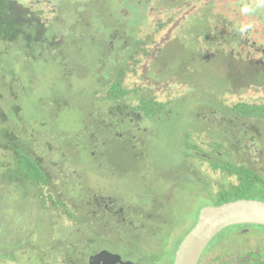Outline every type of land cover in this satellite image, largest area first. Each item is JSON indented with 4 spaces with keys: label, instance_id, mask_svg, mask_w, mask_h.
<instances>
[{
    "label": "rangeland",
    "instance_id": "374dc122",
    "mask_svg": "<svg viewBox=\"0 0 264 264\" xmlns=\"http://www.w3.org/2000/svg\"><path fill=\"white\" fill-rule=\"evenodd\" d=\"M17 1L40 13L49 26L50 41L44 45L56 41L58 49L49 53V47L35 45L33 52L0 41V129L6 123L22 146L33 147L56 190L30 187L24 196L18 189L9 191L7 180L0 182V244L12 236L20 242L11 248L14 258H2L0 252V264H71L68 258L74 262L103 248V223L95 225L88 213L103 191L121 204H152V210H142L150 213L144 226L127 233L134 234L129 239L143 235L141 244L154 241L168 259L201 209L217 205L216 192L236 182L214 163H238L247 156L264 167V120L241 118L232 109L264 99V75L253 76L251 68L260 53L255 44L248 45L250 56L241 48L243 41L235 45L244 38L236 27L253 20L246 22V15L231 13L228 6L212 13L214 2L206 0ZM198 11L202 20L196 22L195 16L193 25L181 27ZM252 15L260 19L263 14ZM224 18L233 22L225 29L234 44H218ZM131 54L140 61L126 69L127 100H100L132 62ZM140 100L166 108H154V120L114 110ZM192 144L199 147L192 153L204 159L187 158ZM13 159V152L0 148V170L6 169L9 178L15 175L5 166ZM247 196L264 200V188L251 186ZM257 245L261 252L252 255L253 264L264 256V225H231L211 240L204 261L212 264L215 251L239 255Z\"/></svg>",
    "mask_w": 264,
    "mask_h": 264
},
{
    "label": "trees",
    "instance_id": "16d2710c",
    "mask_svg": "<svg viewBox=\"0 0 264 264\" xmlns=\"http://www.w3.org/2000/svg\"><path fill=\"white\" fill-rule=\"evenodd\" d=\"M164 24H162V26ZM48 32L49 26L43 20L40 13L34 11L31 7L24 5L17 0H0V41L20 43L25 50H32L33 52L39 46L43 49H45V47H49L48 52L52 53L58 48L56 45V41L51 42L50 45H44L50 41L48 39ZM35 45H37V47ZM130 56L132 62L127 63V65L121 69V71L119 72V76L107 88V90H109V94L105 93L100 100H105V98H109L114 102L127 100V94H130V90L128 89V87H126V72L127 70L129 71L132 66L135 67L140 61V58H133L135 57L133 54H131ZM154 108H157L161 111L166 108V106L162 102L153 100H140L137 105L135 104L132 107H128V105L125 103L124 105H117L114 110H117L118 114H122L123 116H130V112L132 113L133 111L137 113L135 117L140 116L143 118H147V120H154ZM232 109L241 118L250 117L254 119L264 120V99H261L256 103H237L232 107ZM160 111L158 114L161 113ZM115 113L116 112H114V114ZM0 116L3 117L4 112L1 111ZM2 121L5 120L2 119ZM5 125L6 123H4V125L0 129V148L5 149V151L13 152L14 159L11 160L12 162H10V164L5 167L8 168V170L13 171L15 177L9 178L6 169H4L3 171L0 170V182L7 180V183L9 185L10 183H12L10 185L11 189H8L9 191H12V189H18L21 194H24V196L28 194V192L30 191L28 189L30 187L38 188L39 191L41 190V193L44 192V187H48V192H54L56 189L51 184L52 176L38 164V157L35 156L36 153L32 150L33 147L28 143V145H26L25 147L22 146V143H19L15 132L10 130V128ZM197 148H199L197 144H192V146L188 145V149L190 151L192 149L197 150ZM206 151H208L209 153L211 152L209 150ZM186 156L189 159H192V156L201 157L198 152L192 153V151L191 153L186 152ZM219 156L220 155L218 154H214V157ZM233 156L234 154L228 155V157L231 158ZM201 158L204 159V157ZM251 159L252 160L247 164H244L243 158H241L238 163L228 160L224 161L223 163L213 164L214 168H221L223 173L235 176L236 178V182H229L227 186H224L216 192L218 195H220L219 200L216 202L217 205L238 198H247L248 188L251 186H262L264 188V176H260L262 173L261 171L264 170V167L259 165L256 162V159V161L254 160V158ZM14 185L17 187H15ZM9 191L7 192V194L9 193ZM90 203L92 204L93 208V210L88 211V213L92 216L91 220H94L96 222L95 225L100 224V219L101 217H103V213L102 211H99L97 206H94V201ZM80 220L84 221V219L81 218ZM1 225L3 226L4 224ZM3 230V233H7L8 231V229ZM0 245H2V250H0L2 258H4L5 256L14 258V251L11 250V248L13 246H19L20 242H18L15 237L12 236V239ZM40 256L43 257L44 254L41 253Z\"/></svg>",
    "mask_w": 264,
    "mask_h": 264
},
{
    "label": "flooded vegetation",
    "instance_id": "af4514ba",
    "mask_svg": "<svg viewBox=\"0 0 264 264\" xmlns=\"http://www.w3.org/2000/svg\"><path fill=\"white\" fill-rule=\"evenodd\" d=\"M191 1L199 2L200 0H191ZM206 1L214 2L212 13H218V10L215 9H217V7L220 8L221 5L223 7L228 6L229 11L231 13H239L238 16L246 15L247 17L243 18L245 19L246 22L253 20L252 23L246 24L245 26H239L238 28L236 27L237 34L243 35L244 38L243 40L237 42L235 41V45L242 44L241 48L245 47L244 49H248L247 56H250L252 54L251 51L252 48L248 47V45L255 44V48L257 49L256 51L260 53V56L255 59V64L257 65V67L255 65H252L256 67L255 70L251 66L252 75L254 76L255 73L256 74L263 73L264 75V23H262V20H264V0H206ZM233 5H236V7L232 8ZM245 8L248 9L247 12L244 11ZM221 11L223 12L225 10L222 9ZM171 12L172 11L169 12L167 11L166 13H171ZM195 12H192L193 15L190 17L188 22L186 21L184 22V19L182 18L179 21H177L178 24H180L183 21L184 23L182 24L181 27L187 28L189 25H193L191 23L193 17L196 16V22L202 20L203 17L201 14L203 13V11H198L199 13H195ZM253 13H262L263 15L261 17L259 16L260 19H256V17L252 15ZM224 21H223L224 25L219 31V33L223 38L222 39L223 42L218 43L220 45L231 44L232 42L231 43L228 42L230 40L234 41V39L230 38L232 33L229 30L225 29L226 26L229 25L233 26L232 25L233 22L231 21L226 22L225 18ZM165 26L166 23L164 24V27ZM251 32L252 34H250ZM200 34H201L200 32H196L197 42L200 38ZM241 41L243 42L239 44V42ZM200 43L202 42L199 41L197 44L198 47L202 49L203 46ZM231 53L233 55L234 52L231 50ZM248 59L250 63L252 61V58H248ZM130 121H133V119H130ZM251 160H252L251 158H248L246 156V159H244V164H247ZM104 192L106 191H103V195H100L98 200L96 199L97 201H95V204L98 207L99 211H102L103 213V217H101V219L99 218L101 223H103V248H100L94 251V253H90L85 257L76 256V258L79 259H75L74 262L72 261L73 258L71 259L68 258L69 262L71 264H175V256L177 251L174 252L173 256L169 255V258L167 259L164 256L163 252H161L162 251L161 246L157 247V244L153 243L154 241L145 242L144 244H141V241L145 239V238L142 239L143 235L135 236L134 239H129L131 237H134V234H129L127 232L144 226L143 222L150 217V213L149 212L143 213L142 210L147 209L146 207H148V209L151 208L152 210V204H150V202H145V201H143V203L127 202L121 204L117 201L116 198H114V195H106L104 194ZM245 232L250 233V230H247ZM235 234L238 235L239 232H236ZM110 237H114V238L111 239ZM125 237L127 240L124 239ZM223 243L229 245V247L231 246V241L229 238H224ZM241 243L243 244L244 242ZM262 244L263 242L260 243V246ZM260 246L257 245V247H259L258 249L247 250L245 254H239V255L236 252H234V250H230V249L226 252V254L215 251L213 252L214 255H213L212 264H253V261L251 262L252 255L261 252ZM231 247L235 249V245H232ZM243 250H245L244 247H242L240 252H242ZM230 251H233L234 255L229 259L228 256ZM219 253L220 255H218ZM203 254L198 264H209L206 261H204L205 256H203ZM66 260L67 258L65 259V261ZM79 261H82L83 263ZM260 264H264V256L260 258Z\"/></svg>",
    "mask_w": 264,
    "mask_h": 264
},
{
    "label": "water",
    "instance_id": "95a60500",
    "mask_svg": "<svg viewBox=\"0 0 264 264\" xmlns=\"http://www.w3.org/2000/svg\"><path fill=\"white\" fill-rule=\"evenodd\" d=\"M236 224L264 225V200L238 198L202 208L195 226L177 249L175 264H198L218 232Z\"/></svg>",
    "mask_w": 264,
    "mask_h": 264
},
{
    "label": "clouds",
    "instance_id": "9594fccd",
    "mask_svg": "<svg viewBox=\"0 0 264 264\" xmlns=\"http://www.w3.org/2000/svg\"><path fill=\"white\" fill-rule=\"evenodd\" d=\"M244 11H246V12H247V11H248V9H247V8H245V9H244ZM209 244H210V243H209Z\"/></svg>",
    "mask_w": 264,
    "mask_h": 264
}]
</instances>
